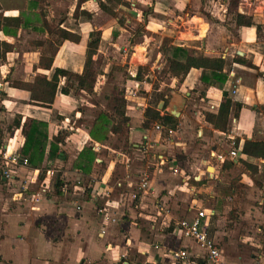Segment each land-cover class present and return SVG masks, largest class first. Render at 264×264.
<instances>
[{"label":"crops","instance_id":"crops-1","mask_svg":"<svg viewBox=\"0 0 264 264\" xmlns=\"http://www.w3.org/2000/svg\"><path fill=\"white\" fill-rule=\"evenodd\" d=\"M40 1L0 0V17L23 13L26 23L17 34L0 32V42L13 47L0 56L3 150L21 154L31 121L48 124L41 164L15 168L12 180L0 170V264H178L171 253L180 249L199 254L202 258L195 264H208L206 252L185 238L167 215L172 200L181 202L189 217L206 212L204 226L228 264H264L263 223L247 226L242 247L221 246L222 234L215 226L221 213L215 197L220 195L213 187L240 168V182L261 195L264 206V163L241 150L246 140L264 142V36L259 39L257 27L241 28L236 40L225 25L224 0H126L130 7L109 0H47L38 6ZM257 1L242 0L239 11L264 26V2ZM40 7L62 36L74 35L79 41L45 29ZM93 32L101 35L94 60L101 58L102 72L94 93L78 91L62 79L53 104L44 106L33 102L28 90L14 86L34 83L38 74L51 80L57 68L82 75ZM165 40L187 47L196 58L223 59L227 81L208 85L203 70L196 68L183 80L169 75V82L161 81L157 71L166 65L160 51ZM52 45L55 51H50ZM52 53L53 67L41 68L42 56ZM139 68L143 71L137 79ZM67 83L70 93L65 95ZM118 91L130 119L122 134L98 119L113 114ZM225 93L232 107L227 130L221 131L205 114L220 112ZM156 104L161 117L170 115L169 106L180 107L173 136L156 130V123L144 127L146 110ZM61 131L67 135L58 145L64 158L60 151L50 155ZM238 141L240 146L233 149ZM89 149L95 154L92 162L83 155ZM232 151L238 152L236 158ZM243 162L256 166L257 176ZM57 175L64 184L60 190L55 187ZM145 176L149 191L140 189ZM193 180H210V186L197 189ZM202 193L212 194L211 207L203 206L198 198ZM99 208L117 223L98 215ZM263 209L251 207L248 215H264Z\"/></svg>","mask_w":264,"mask_h":264},{"label":"trees","instance_id":"trees-1","mask_svg":"<svg viewBox=\"0 0 264 264\" xmlns=\"http://www.w3.org/2000/svg\"><path fill=\"white\" fill-rule=\"evenodd\" d=\"M47 0H41L40 4L46 3ZM115 1L117 4L130 7V3L126 0H109ZM228 3V14L227 22L225 25L231 31L233 37L239 41V31L243 27L256 26L258 29L259 39L264 36V26L263 24H257L256 20L252 16L243 15L239 11V7L242 0H224ZM40 17H42V26L45 27L50 33L60 35L61 39H73V41H79V37L74 35L66 34L63 35L61 29L55 28L47 20V10L44 7H40ZM103 9L112 15L113 13L107 6H103ZM1 10V6H0ZM78 16V10L75 13ZM25 15L22 13L19 17H0V32L5 35L17 34L16 32L23 26ZM65 35V34H64ZM65 37V38H63ZM101 41V35L97 32L91 34V41L88 44L87 60L82 75H75L68 70L57 68L55 70L54 76L51 80H48L47 75L38 74L36 76L34 83L25 82H15L14 86L19 89L28 90L31 93L33 102L39 105H51L54 102L59 84L62 79H67L68 82H73V85L78 89V91H86L89 94L94 93V85L98 81V77L102 74L100 69L101 58L94 60V56L97 55V50L99 48ZM60 40L58 41V43ZM36 45L45 46V42H36ZM13 47L7 42H0V56L6 55V53L12 51ZM55 51V47L52 45L50 51ZM160 51L163 54L165 62L168 64V73L171 77L183 80L192 69L203 70L202 80L208 85L222 84L228 79V74L224 73L225 61L219 58H196L190 55L189 49L187 47L173 46L168 40H165L161 46ZM55 53V52H54ZM54 53L50 55H43L41 59L40 66L45 70H50L54 63ZM142 68H139L137 79L141 75ZM70 86L68 83L62 89V93L68 95L70 93ZM120 95L114 99V110L113 114L102 115L98 119L103 121L107 128L114 133H124L130 119L126 116V100ZM160 98H163L160 97ZM158 105L149 107L146 110L144 122V127H149L150 124L156 123L166 126L171 129H177L178 120L170 115L160 116V112L157 110ZM232 100L228 97V94H224V101L222 103L220 112L215 114L206 113L205 120L210 123L215 129L225 131L227 130L230 114H231ZM264 116V108H263ZM20 125V122L17 123ZM67 135L64 131H61L57 137L54 138L50 155H54L57 151H60V157L64 158V152L59 148V144L65 143ZM1 150H3L4 145L2 142V137L0 134ZM48 144V124L39 121H31L29 129L25 131V143L20 154V159L27 160L28 165L31 167H36L38 164L43 162L45 152ZM240 146L239 141L236 142L235 147ZM242 153L244 155L264 159V142L263 141H252L246 140L242 145ZM83 155L86 158H90L91 162L95 159V154L91 149L85 151ZM233 165L232 162H229ZM244 166L249 170L258 172L256 166L243 162ZM85 171V168H83ZM60 175H57V180L55 187L60 190L63 187V183L60 180Z\"/></svg>","mask_w":264,"mask_h":264},{"label":"rangeland","instance_id":"rangeland-1","mask_svg":"<svg viewBox=\"0 0 264 264\" xmlns=\"http://www.w3.org/2000/svg\"><path fill=\"white\" fill-rule=\"evenodd\" d=\"M208 1L210 2L211 0ZM257 2H264V0H258ZM142 71L143 70H141V73ZM157 74L161 81L169 82L170 76L168 73V64L166 63L163 68L158 70ZM117 95H122V91H118ZM232 147L234 149L235 145L232 144ZM249 171L253 177L257 176L258 172H254L253 170ZM209 172L212 175L214 174L211 171ZM241 180V169L239 168L235 170L229 178H225V180L218 179L216 184L215 182L214 184L212 183L214 188L216 186L218 195H220L219 197H215V206H219L221 210L220 215L216 216L215 226H218L217 229L220 230L222 234L220 240L222 247L226 245L228 246V244L233 247H236V245L242 247L241 237L247 233V226L251 223L258 225L262 223L264 224V215H248L251 207H264L261 205L263 203V197L249 192L244 184L240 182ZM209 181L210 180L199 182L193 180L191 183L199 189L200 187H203V185L210 186L208 184ZM198 198L203 201L204 207H211L214 203V198L210 193H202V195H198ZM177 202L178 201L173 202V200L169 201V211L174 217L175 222L176 220H181L190 216L189 211L187 214H183L184 209L182 203L180 202V204H178ZM261 212L263 213L264 209Z\"/></svg>","mask_w":264,"mask_h":264},{"label":"built area","instance_id":"built-area-1","mask_svg":"<svg viewBox=\"0 0 264 264\" xmlns=\"http://www.w3.org/2000/svg\"><path fill=\"white\" fill-rule=\"evenodd\" d=\"M156 130L160 132H165L168 136H173L176 133V129H171L166 126L156 124ZM236 143L234 142L233 145ZM238 156L237 151L231 152V157L236 158ZM261 163H264V159H259ZM28 167L27 160H21L20 154L17 151L1 150L0 151V170L4 178L12 180L14 179L15 168L18 167ZM51 173V172H50ZM23 190H26L22 187ZM140 189L142 191H149L148 176H145L140 184ZM45 191V190H44ZM137 196L133 195V199ZM167 215L175 221L174 217L169 210H166ZM98 215L104 216L105 220L117 223L116 218H112L108 215L107 211L103 208L97 210ZM207 214L205 211H198L194 216L189 218H184L181 220H176V226L182 233V235L195 242L198 247L206 252V260L208 264H228L224 259V253L221 248L209 237L208 231L204 226V219ZM172 258L178 264H195L197 260L202 257L198 255H192L186 249H180L173 251L171 253Z\"/></svg>","mask_w":264,"mask_h":264},{"label":"water","instance_id":"water-1","mask_svg":"<svg viewBox=\"0 0 264 264\" xmlns=\"http://www.w3.org/2000/svg\"><path fill=\"white\" fill-rule=\"evenodd\" d=\"M184 105H185V103L181 106V108H183ZM163 106H164V102L161 103L159 109L162 110ZM167 111L174 118H179L180 117L181 109L178 106H173V107L169 106V108H167ZM213 170L214 169L211 167L210 171H213Z\"/></svg>","mask_w":264,"mask_h":264}]
</instances>
